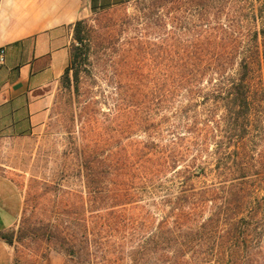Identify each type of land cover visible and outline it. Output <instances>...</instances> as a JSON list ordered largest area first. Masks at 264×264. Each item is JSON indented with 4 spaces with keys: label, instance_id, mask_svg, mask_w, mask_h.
Listing matches in <instances>:
<instances>
[{
    "label": "trees",
    "instance_id": "1",
    "mask_svg": "<svg viewBox=\"0 0 264 264\" xmlns=\"http://www.w3.org/2000/svg\"><path fill=\"white\" fill-rule=\"evenodd\" d=\"M135 2L134 57L110 59V66L134 68L112 77L124 141L117 152L106 154L96 142L80 156L90 215L86 245L76 249L75 239L58 234V252L95 264L106 245L124 256L134 233L132 264H264L257 111L264 108V0ZM90 21L72 26L60 78L68 87L94 67L96 50L108 48ZM133 132L147 140L133 139ZM204 153L213 182L197 190ZM176 186L182 190L172 195Z\"/></svg>",
    "mask_w": 264,
    "mask_h": 264
},
{
    "label": "rangeland",
    "instance_id": "2",
    "mask_svg": "<svg viewBox=\"0 0 264 264\" xmlns=\"http://www.w3.org/2000/svg\"><path fill=\"white\" fill-rule=\"evenodd\" d=\"M136 14L137 5L133 1L90 16V23L108 39L106 50H96L94 67L89 66V73L84 70L78 82L73 80L70 87L58 79L35 93L44 95L45 101L44 114L33 130H0V176L16 184L23 202L19 222L2 234L13 238L14 264H83V257L77 263L58 252L63 250L53 237L61 234L71 241L75 239L76 249H83L86 245L90 215L84 204L86 187L80 156L96 142L106 154L117 152L124 141L122 119L116 113L117 86L112 77L116 70L128 74L134 68L126 64L110 66V59L118 62L122 58L134 57ZM131 40L133 44L129 43ZM103 53H106L105 62L100 64L99 61L96 65L95 58L103 57ZM257 111L263 127L258 134L262 137L259 149L264 152V108H257ZM88 113L93 116L90 123L86 122ZM133 116L134 108L126 118ZM131 137L147 140L142 132H133ZM202 161L206 174L193 179L197 190L209 187L213 182L212 162L205 153ZM181 190L176 186L171 194L176 195ZM131 237L124 248V256L106 245L98 248L94 263L132 264L134 233ZM90 249L94 251V247Z\"/></svg>",
    "mask_w": 264,
    "mask_h": 264
},
{
    "label": "crops",
    "instance_id": "3",
    "mask_svg": "<svg viewBox=\"0 0 264 264\" xmlns=\"http://www.w3.org/2000/svg\"><path fill=\"white\" fill-rule=\"evenodd\" d=\"M135 0H0V130L29 132L44 114L35 94L60 79L70 60L72 26L93 14ZM16 184L0 176V264H14L12 245L1 235L21 218Z\"/></svg>",
    "mask_w": 264,
    "mask_h": 264
},
{
    "label": "built area",
    "instance_id": "4",
    "mask_svg": "<svg viewBox=\"0 0 264 264\" xmlns=\"http://www.w3.org/2000/svg\"><path fill=\"white\" fill-rule=\"evenodd\" d=\"M6 61V49L4 47H0V68H2Z\"/></svg>",
    "mask_w": 264,
    "mask_h": 264
}]
</instances>
